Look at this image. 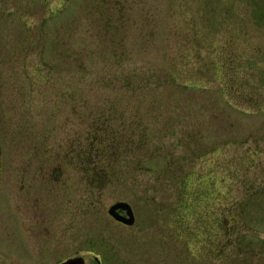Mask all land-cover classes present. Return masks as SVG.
<instances>
[{
    "label": "rangeland",
    "instance_id": "rangeland-1",
    "mask_svg": "<svg viewBox=\"0 0 264 264\" xmlns=\"http://www.w3.org/2000/svg\"><path fill=\"white\" fill-rule=\"evenodd\" d=\"M1 154L0 264H264V0H0Z\"/></svg>",
    "mask_w": 264,
    "mask_h": 264
},
{
    "label": "trees",
    "instance_id": "trees-1",
    "mask_svg": "<svg viewBox=\"0 0 264 264\" xmlns=\"http://www.w3.org/2000/svg\"><path fill=\"white\" fill-rule=\"evenodd\" d=\"M143 137L144 138H140L139 142L137 143V146L139 148H141L145 144V133ZM97 143L99 144V146H102L103 140H100L99 142L97 140L96 143L94 141L92 142V145L90 146L88 153L89 159L87 163L90 167V174L92 173L91 177L95 178L98 184L106 185L107 183H110L111 181L114 180V176L111 175L112 170L114 169L113 166H111L110 168L109 164H111L110 161L116 162L114 158L117 157V155L113 154L109 150L107 151V148L101 149V147H99ZM96 145L100 149H96L97 148ZM131 145L133 146V144ZM127 152L128 151L125 148H123L120 151V154H122V156L125 157V154ZM115 178L118 179L117 175L115 176Z\"/></svg>",
    "mask_w": 264,
    "mask_h": 264
},
{
    "label": "flooded vegetation",
    "instance_id": "flooded-vegetation-1",
    "mask_svg": "<svg viewBox=\"0 0 264 264\" xmlns=\"http://www.w3.org/2000/svg\"><path fill=\"white\" fill-rule=\"evenodd\" d=\"M0 158H2V154H1ZM3 167H5V166L2 165V168ZM121 215L123 217H127L126 212H121ZM23 216H25V215L22 214V212H16V215H9L8 216V218H9L8 219V227L10 229V234L8 236H10V237L12 236V240H10L8 242L9 244H7V246L13 247L16 249H26L27 246H29L31 248H35V249L36 248H42V242H39L36 240H30V239L26 240V237L24 235V233L26 231H22L23 229L26 228V221L24 220ZM135 217H136V214H135ZM22 219L24 220V224H22ZM114 221L117 225H119L121 227L130 228V227H128V226H126V225H124V224H122L116 220H114ZM23 225H25V228L23 227ZM31 227L34 228V226H31ZM36 231L37 230H34V233H33L34 235L36 234ZM26 235H27V233H26ZM10 245H12V246H10ZM24 258H25V256H24ZM75 258H83L85 261V264H90V263H88L87 258L85 256H77ZM75 258H73V259H75ZM68 260H70V259H68ZM65 262L66 261L61 262L60 264H63ZM94 262H95V264H102L101 261L98 259V257L94 258Z\"/></svg>",
    "mask_w": 264,
    "mask_h": 264
},
{
    "label": "water",
    "instance_id": "water-1",
    "mask_svg": "<svg viewBox=\"0 0 264 264\" xmlns=\"http://www.w3.org/2000/svg\"><path fill=\"white\" fill-rule=\"evenodd\" d=\"M121 212H126L127 217H123L121 215ZM108 214L114 220L128 227H132L136 223V217L133 207L127 202H119L115 204L109 209ZM63 264H85V261L83 258H75V259H70Z\"/></svg>",
    "mask_w": 264,
    "mask_h": 264
}]
</instances>
